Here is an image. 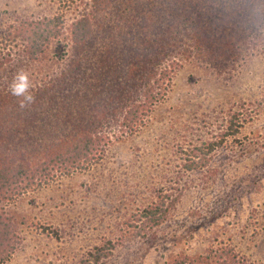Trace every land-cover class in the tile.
I'll list each match as a JSON object with an SVG mask.
<instances>
[{"label": "rangeland", "instance_id": "374dc122", "mask_svg": "<svg viewBox=\"0 0 264 264\" xmlns=\"http://www.w3.org/2000/svg\"><path fill=\"white\" fill-rule=\"evenodd\" d=\"M87 3L0 0V49L9 42L18 51V37L11 40L19 19L60 16L61 35L25 70L32 84L46 80L63 65L68 25ZM169 87L144 125L112 142L97 163L4 203L19 243L2 264H81L108 239L114 250L99 264H165L222 245L264 264V115L254 103L264 93V51L224 70L182 58ZM235 111L252 117L206 166L185 170L184 151L212 138ZM161 190L178 195L166 220L133 237L137 212Z\"/></svg>", "mask_w": 264, "mask_h": 264}, {"label": "trees", "instance_id": "16d2710c", "mask_svg": "<svg viewBox=\"0 0 264 264\" xmlns=\"http://www.w3.org/2000/svg\"><path fill=\"white\" fill-rule=\"evenodd\" d=\"M87 4L89 8L68 25L69 50L62 53L63 65L46 80L33 82L36 102L27 109L19 108L8 85L18 70L41 63L45 47L61 35L63 21L58 15L21 18L11 40L18 37V51L10 49L9 42L0 49V264L19 243L4 203L57 177L88 169L112 142L135 133L166 98L182 58H198L224 70L257 49L264 51V0H89ZM254 103L264 115V93ZM251 117L232 113L212 138L184 151L183 168L206 166ZM177 198L157 192L156 199L137 212L139 225L133 237L162 224ZM114 247L108 239L80 262L99 264ZM165 264L260 263L222 245L198 257L176 256Z\"/></svg>", "mask_w": 264, "mask_h": 264}, {"label": "clouds", "instance_id": "9594fccd", "mask_svg": "<svg viewBox=\"0 0 264 264\" xmlns=\"http://www.w3.org/2000/svg\"><path fill=\"white\" fill-rule=\"evenodd\" d=\"M12 96L18 98V106L20 109H27L36 102L33 95L32 81L29 78V73L23 69L18 70L12 77L8 85Z\"/></svg>", "mask_w": 264, "mask_h": 264}]
</instances>
